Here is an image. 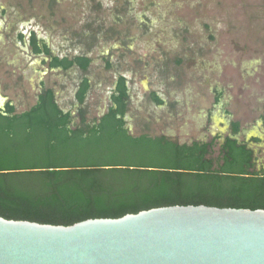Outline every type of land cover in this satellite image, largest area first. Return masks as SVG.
<instances>
[{
    "label": "rangeland",
    "instance_id": "obj_1",
    "mask_svg": "<svg viewBox=\"0 0 264 264\" xmlns=\"http://www.w3.org/2000/svg\"><path fill=\"white\" fill-rule=\"evenodd\" d=\"M31 30L56 53L91 50L93 117L122 75L131 89L133 135L210 141L238 121L241 141L261 138L256 151L264 165V0H0V83L18 112L34 104L36 66L17 39ZM94 34L88 49L85 36ZM72 79L53 75L65 106ZM150 92L167 105L154 107Z\"/></svg>",
    "mask_w": 264,
    "mask_h": 264
},
{
    "label": "trees",
    "instance_id": "obj_2",
    "mask_svg": "<svg viewBox=\"0 0 264 264\" xmlns=\"http://www.w3.org/2000/svg\"><path fill=\"white\" fill-rule=\"evenodd\" d=\"M89 39L97 41L95 34ZM55 62L87 71L92 59ZM118 78L114 104L101 118H88L87 106L79 121L58 106L52 90L26 111L0 112V217L70 226L168 206L264 210V165L239 139L240 122H232L222 144L133 135L125 121L126 77ZM89 88L86 80L80 105ZM216 94L220 103L223 93Z\"/></svg>",
    "mask_w": 264,
    "mask_h": 264
},
{
    "label": "water",
    "instance_id": "obj_3",
    "mask_svg": "<svg viewBox=\"0 0 264 264\" xmlns=\"http://www.w3.org/2000/svg\"><path fill=\"white\" fill-rule=\"evenodd\" d=\"M0 264H264V210L168 206L70 226L0 217Z\"/></svg>",
    "mask_w": 264,
    "mask_h": 264
},
{
    "label": "flooded vegetation",
    "instance_id": "obj_4",
    "mask_svg": "<svg viewBox=\"0 0 264 264\" xmlns=\"http://www.w3.org/2000/svg\"><path fill=\"white\" fill-rule=\"evenodd\" d=\"M90 36H85V40L88 42L83 43L85 45V47H87L88 49L91 48L92 44H93V42L89 39ZM17 39L20 43H22L24 45V52L27 53L29 59L32 60V65L36 66L34 73L37 76V80H36V83L34 85V87H35V93L33 94L34 95V104L31 105L28 109H30L32 106L37 104V102L39 100V96H41L43 94V92L48 91V90H52L54 92L55 101L58 104V106L62 110H64L65 112H72L73 116H75L79 119V116H80L79 110L81 108L87 109V106L90 104L91 94H92V91L94 88V82H93L92 78L88 75V72L90 71V69L92 68V66L94 64V60L90 54L91 50H86V51H84V53H79V54H74V55H68V54H64V53H56L53 50V47L51 46V44L46 39L40 38L37 31H35V30H31L28 33L24 32V31H19L17 34ZM34 41L36 43V46L40 50L39 53L35 52V48L33 46ZM103 55H104L103 61H104V66H105L106 70H111L113 67L112 60L110 58H108L106 56V54H103ZM78 57H85V58L92 59V62H91L87 71L82 70L77 64H74L73 66H71L70 68L65 70V69H63L61 64H57L55 62L56 59L59 60L60 62H64L65 60L71 62ZM54 74H61V75H66V76L70 75L73 78L72 84H71L72 86L70 87V90H69V96L66 99V101H67L66 106H65V104L61 98L62 95L57 90V85L54 84V81H53V75ZM46 78H48V79L46 80ZM118 79L119 78L115 79V83H114L113 87L111 88L110 93L108 94L107 101H106V103H104V107L101 108L99 114L97 116H94V117H97V118L103 117L109 111L111 106L114 104L112 92H113V90L116 89ZM86 80H88L90 88H89V91L87 92V96L85 98L84 103L82 105H80V102L78 100V95L80 94V92H82V90L85 86ZM126 84L128 87V100H127L128 111L125 115V121L127 122L128 129H130L128 126V114L130 112V106H131L132 98H131V89H130V85H129V81H128L127 77H126ZM154 94L159 97V99L161 100V103H157L154 100V98H153ZM149 97H150L151 104L156 108L162 109L167 105L166 100L162 96H160L157 92H150ZM8 107H13L16 109V111H18V108H19L18 103L16 101L11 100L7 95L3 94L2 89H1V83H0V112H2V113L7 112ZM226 115H228V114L226 113ZM87 117L91 118V119L94 118L91 115V113L88 114ZM79 121H80V119H79ZM219 122L220 121L217 122L216 126L218 125ZM232 122L233 121H230L228 123V126L225 125V127L223 129H220V130L216 129V131H214L215 133L213 134L212 139L218 138L222 144L224 142V139L227 136H230V130H231ZM220 123H222V122H220ZM245 141L249 144L250 150H252L254 152V158L258 162L259 158H258L257 151H256V145L261 143V141H262L261 138L253 136L252 138L246 139Z\"/></svg>",
    "mask_w": 264,
    "mask_h": 264
}]
</instances>
